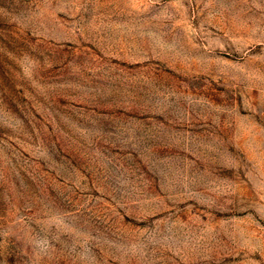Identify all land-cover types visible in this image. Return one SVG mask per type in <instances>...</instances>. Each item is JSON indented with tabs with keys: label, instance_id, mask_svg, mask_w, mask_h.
<instances>
[{
	"label": "rangeland",
	"instance_id": "rangeland-1",
	"mask_svg": "<svg viewBox=\"0 0 264 264\" xmlns=\"http://www.w3.org/2000/svg\"><path fill=\"white\" fill-rule=\"evenodd\" d=\"M0 264H264V0H0Z\"/></svg>",
	"mask_w": 264,
	"mask_h": 264
}]
</instances>
